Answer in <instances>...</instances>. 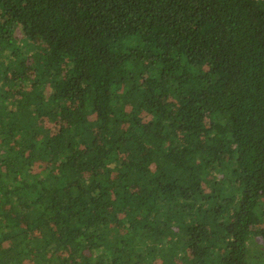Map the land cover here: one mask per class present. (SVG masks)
<instances>
[{
	"label": "trees",
	"instance_id": "16d2710c",
	"mask_svg": "<svg viewBox=\"0 0 264 264\" xmlns=\"http://www.w3.org/2000/svg\"><path fill=\"white\" fill-rule=\"evenodd\" d=\"M0 264H264V0H0Z\"/></svg>",
	"mask_w": 264,
	"mask_h": 264
}]
</instances>
